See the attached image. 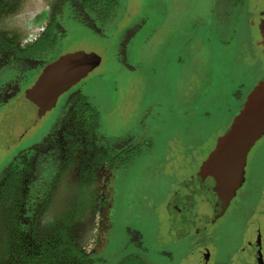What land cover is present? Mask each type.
Listing matches in <instances>:
<instances>
[{"label":"rangeland","instance_id":"rangeland-1","mask_svg":"<svg viewBox=\"0 0 264 264\" xmlns=\"http://www.w3.org/2000/svg\"><path fill=\"white\" fill-rule=\"evenodd\" d=\"M103 1L98 12L79 8L99 32L71 20L59 45L65 55L43 72L67 58L90 70L77 83L100 116L105 139L145 146L117 176L118 222L145 237L153 264H264V135L248 155L229 207L202 209L207 196L200 187L204 163L213 161L264 82V0H118L110 12L111 0ZM60 2L15 0L0 17V30L24 44ZM36 86L0 115L2 167L36 140L45 115L57 108L35 105L29 91ZM36 124L38 130L23 138ZM72 175L62 181L71 183ZM62 187L34 219L46 236H57V220L73 209L68 205L81 203L76 188ZM0 200V264H14L19 221L9 212L13 196ZM68 221L71 239L92 251L99 209Z\"/></svg>","mask_w":264,"mask_h":264},{"label":"flooded vegetation","instance_id":"flooded-vegetation-1","mask_svg":"<svg viewBox=\"0 0 264 264\" xmlns=\"http://www.w3.org/2000/svg\"><path fill=\"white\" fill-rule=\"evenodd\" d=\"M88 1L92 0H61L44 27L24 44L6 39L0 30L1 116L19 105L32 84L38 85L49 70L43 72L44 68L57 59L58 54L65 55L59 45L71 20L78 19L95 33L99 32L96 24L87 22L92 21L89 15L85 11L80 13L79 8L83 9ZM13 4L15 0H0V17ZM81 82L59 95L54 103L56 110L48 111V117L45 115L44 128L37 131L36 124L23 137L37 131L36 140L19 151L7 167H2L3 157H0V196H13L15 206L9 212L16 211L19 221L15 227L18 240L14 264H153L149 257L152 247L138 230L125 227L122 220L118 222L115 204L118 174L145 146L135 145L126 138L120 142L106 140L100 130V116L86 105ZM72 172L73 181L63 182L62 177ZM207 184L200 187L202 195L207 196L202 209L209 211L218 208L220 203L206 191ZM63 185L76 188L80 196L78 206L68 205L73 209L67 206L72 212L70 219L93 206L99 209L92 251H86L84 243L71 239L68 220H57L62 225L57 236H46L36 230L35 217ZM102 191L104 198L99 199ZM27 216L31 217L30 221L24 220ZM154 259L162 258L156 255ZM250 264H254L252 259Z\"/></svg>","mask_w":264,"mask_h":264},{"label":"water","instance_id":"water-1","mask_svg":"<svg viewBox=\"0 0 264 264\" xmlns=\"http://www.w3.org/2000/svg\"><path fill=\"white\" fill-rule=\"evenodd\" d=\"M90 70H84L74 60L62 59L52 65L29 92L41 109L52 107L60 94L66 92ZM264 135V82L254 91L252 100L239 112L232 129L221 140L213 161L204 163L202 180L206 191L220 206L228 207L236 197L242 182V170L254 145ZM207 167V168H206ZM206 168V169H205ZM205 180V181H204Z\"/></svg>","mask_w":264,"mask_h":264},{"label":"trees","instance_id":"trees-1","mask_svg":"<svg viewBox=\"0 0 264 264\" xmlns=\"http://www.w3.org/2000/svg\"><path fill=\"white\" fill-rule=\"evenodd\" d=\"M118 2H119L118 0H111V3H110L109 8H108V11L110 12L115 7H117ZM103 4H104V1L103 0H99L98 2L92 0V1H88L86 3V7L89 8V9H91L94 12H98V7L101 6V5H103ZM106 20H107V16L106 17H103V21H106ZM81 212H83V210ZM70 217H71V214L69 212V213H66V214L62 215L61 218L64 219V220H69Z\"/></svg>","mask_w":264,"mask_h":264}]
</instances>
